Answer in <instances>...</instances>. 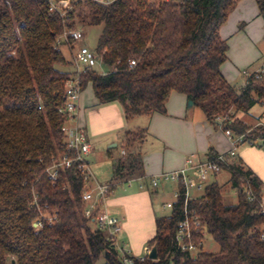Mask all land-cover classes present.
<instances>
[{
    "label": "trees",
    "instance_id": "16d2710c",
    "mask_svg": "<svg viewBox=\"0 0 264 264\" xmlns=\"http://www.w3.org/2000/svg\"><path fill=\"white\" fill-rule=\"evenodd\" d=\"M239 1L115 0L102 5L69 0L70 8L60 15L49 12L48 0H0V264H95L100 257L104 264H124L107 232L85 216L87 203L75 171L60 170L54 184L44 173L65 150L57 109L75 71L64 69L73 67L74 54L68 61L61 48L75 42H61L64 32L102 26L94 52L108 71L85 70L79 83L81 89L91 84L99 104L118 102L126 121L166 114L168 97L176 92L192 101L208 123L242 136L238 147L264 144L263 128L251 129L236 118L264 106V75L246 77L236 90L220 72L228 50L220 28ZM254 1L264 22V0ZM130 61L135 66L129 67ZM145 134V128L125 132L124 155L113 159L108 151L114 163L107 198L118 183L143 177L139 147ZM215 156L210 149L208 157ZM221 167L229 174L236 202L226 205L222 187L211 183L190 203L218 252L200 248L192 257L176 250L180 197L168 216L154 219L147 245L156 247L157 264H264V183L235 157ZM40 215H55L56 221H43L42 230L35 231L31 223ZM126 256L134 264H156Z\"/></svg>",
    "mask_w": 264,
    "mask_h": 264
},
{
    "label": "crops",
    "instance_id": "0c3cea01",
    "mask_svg": "<svg viewBox=\"0 0 264 264\" xmlns=\"http://www.w3.org/2000/svg\"><path fill=\"white\" fill-rule=\"evenodd\" d=\"M220 36L227 40L228 45L227 61L220 67V72L234 88L237 81L241 80L240 88H242L246 82V76L242 72L253 73L264 66V63L254 66L256 59L264 54V45L260 47L264 42V22L254 0H240L237 3L226 23L220 28ZM64 69L70 71L73 67L67 66ZM187 103L188 100L184 95L172 92L165 105L166 114L154 113L149 117L138 116L126 121L118 102L99 104L93 95L90 83L82 89L78 102L77 123L86 132L92 145V151L87 156L89 169V157L95 151L96 144L106 142V154L110 151L113 156L118 150V155L121 156L123 134L127 131L146 129L139 147L143 177L118 183L117 186H123L121 194L118 197L114 196L116 186L105 203L107 213L114 217L117 216L112 212H119L115 209L122 207V216L117 217L121 222L119 235L121 237L125 231H128L130 242L127 241L122 245L134 257L142 255L143 248L154 236V219L164 216L158 213L159 208H165L174 201L164 202V197L173 196L175 184L161 183L158 187L152 188L149 180L160 173L183 167L188 156L192 155L194 160L203 161L208 158L210 149L216 155H226L231 149L230 141L219 126L214 127L208 123L197 107L193 105L188 108ZM261 107L264 109V106ZM253 108L248 113L242 114L251 116ZM259 151L252 148L237 150L235 158L251 169L264 183V169L250 158L252 154H259L264 159V150ZM113 163L112 159V176ZM223 170L225 169L211 176L208 183H217V175ZM92 176L96 181L93 173ZM109 183L110 181L104 184ZM124 183L127 185H123ZM111 204L113 210L110 213L108 209ZM135 225L136 227H133Z\"/></svg>",
    "mask_w": 264,
    "mask_h": 264
},
{
    "label": "built area",
    "instance_id": "2783aa9c",
    "mask_svg": "<svg viewBox=\"0 0 264 264\" xmlns=\"http://www.w3.org/2000/svg\"><path fill=\"white\" fill-rule=\"evenodd\" d=\"M94 1L102 5H109L115 0ZM48 5L49 12L59 13L60 15H63L70 8L69 0H48ZM68 38L73 42L82 40V28L79 27L64 32L59 39L61 42L66 43ZM72 64L75 75L66 80L64 85V100L62 105L57 109V112L63 117L60 131L63 134L65 150L63 154L53 160L51 166L44 173L51 184H54L57 182L60 170L75 171V176L79 177L82 181V196L83 200L87 203L84 209L85 216L91 218V223L96 228L107 232L108 236L113 240L114 246L124 264H134V260L126 256L130 255L129 252L118 244L117 236L121 232V222L117 217L108 214L105 209L107 195L110 193V186L109 184H98L94 181L87 161V156L92 151V145L86 132L77 123L78 102L82 92L78 76L85 70H91L97 65H102L101 59L94 51L86 47H80L73 55ZM133 66H135V62L130 61L129 67ZM242 74L246 77L252 76L254 79H260L264 75V66L253 73L243 71ZM217 121L222 123L221 119H217ZM224 134L231 143V149L226 155L217 154L214 158L208 157L203 161L194 160V157L191 155L186 157L183 167L171 172L160 173L149 180V185L152 188H156L161 183L167 182L176 185L173 194L174 201L166 205V208L172 210L173 203L182 197V218L177 224L173 244L177 251L188 253L192 257H195L198 250L203 248L204 237L207 234L203 228L199 214L195 208L190 207V203L196 201L203 194L205 187L209 184V178L221 170V165L227 164L230 159L236 156L238 144L242 141V136L234 137L229 130L224 131ZM120 154L124 155L125 151L121 150ZM142 187L141 185L140 188ZM179 187H181L183 193L179 192ZM192 192H199L200 196H194ZM35 199L36 197L34 196V204H36ZM249 199L251 200L252 198L249 197ZM260 209V213L264 215V198H262ZM43 221L52 224L56 221V216L40 215L39 218L31 223V227L35 231H40L43 228ZM262 230L264 231V224ZM196 236H201L202 239H198ZM261 239L264 240V232L261 234ZM150 250L151 247L146 245L143 248L142 255L135 257L136 261L143 262L148 259ZM152 261L157 264L160 262V259L157 257Z\"/></svg>",
    "mask_w": 264,
    "mask_h": 264
},
{
    "label": "rangeland",
    "instance_id": "374dc122",
    "mask_svg": "<svg viewBox=\"0 0 264 264\" xmlns=\"http://www.w3.org/2000/svg\"><path fill=\"white\" fill-rule=\"evenodd\" d=\"M73 1H78V0H73ZM102 26H98V27H82L83 30V39L75 42L73 44V47L70 48L69 46H63L62 47V51L64 56L71 60L72 58V54H75V52L80 48V47H86L91 51H94L95 48L97 47V42H98V38L102 33ZM264 42H262L260 44V47H263ZM73 49V50H72ZM72 51V52H71ZM261 63H264V54L257 58L254 66L256 65H261ZM97 73L103 74L106 73L108 70L106 67L100 65V66H96L94 67V69ZM244 76L242 75V78ZM242 84L241 80H238L236 85H235V89L239 90L240 89V85ZM242 86V85H241ZM197 110H199V112L201 111L199 108H197ZM264 109L261 107V105H256L254 106L253 110L251 111V116H247V115H243L242 113H238L236 115V118L238 120H240L241 122H245L246 126L253 129V128H263L264 129ZM202 112V111H201ZM249 148L258 150V152H260L259 150H264V144H261V142H256L254 145H249L247 143H243L238 147V151H243V150H248ZM118 155V150L115 154H113V159H115ZM250 158L252 161L257 162L262 169H264V159L261 155L259 154H252L250 155ZM89 161H90V169L91 172L95 175L96 177V181L98 184H104V183H108L109 181L112 180V159L107 157L106 154V142H103L102 144H96L95 145V151L93 152L92 155H90L89 157ZM212 180V179H211ZM228 180H229V174L226 170H223L222 172H220L217 175V183L222 187V195H223V200L224 203L226 205H232L236 202V193L233 189H231L230 185L228 184ZM95 181V182H96ZM123 185H127V183H124ZM117 186V185H115ZM117 189H115V194L114 196H117L121 194L122 192V188L121 185H118L116 187ZM192 195L194 196H200L199 192H192ZM113 196V197H114ZM174 198L173 196L169 195L164 197V202H170L173 201ZM110 208L108 209L109 212L111 213L113 210V206L111 204V206H109ZM111 209V210H110ZM119 212H112L114 215H116L117 217H121L122 216V207L121 209L117 208L115 209ZM160 215H164V216H168L170 214V209L169 208H159L158 210ZM133 227H136L133 226ZM125 233V234H124ZM121 237L120 235L117 236L118 239V244L121 245L122 247H124L122 244L126 243L127 241L130 242V238L127 236L128 231L124 232ZM122 237H125V239ZM203 250L205 252L208 253H217L218 252V247L217 245L214 243V241L212 240V238L209 235H206L204 237V241H203ZM143 253V252H142ZM95 264H104V259L103 257H100Z\"/></svg>",
    "mask_w": 264,
    "mask_h": 264
},
{
    "label": "water",
    "instance_id": "95a60500",
    "mask_svg": "<svg viewBox=\"0 0 264 264\" xmlns=\"http://www.w3.org/2000/svg\"><path fill=\"white\" fill-rule=\"evenodd\" d=\"M188 108L193 106V102L192 101H188L187 103ZM157 258V252H156V247L152 246L150 253L148 255V259L149 260H155Z\"/></svg>",
    "mask_w": 264,
    "mask_h": 264
}]
</instances>
